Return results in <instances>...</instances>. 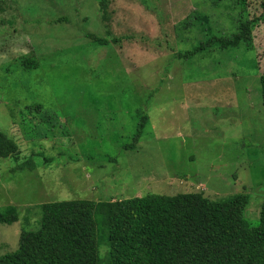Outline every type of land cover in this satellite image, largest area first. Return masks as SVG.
<instances>
[{
    "label": "rangeland",
    "instance_id": "374dc122",
    "mask_svg": "<svg viewBox=\"0 0 264 264\" xmlns=\"http://www.w3.org/2000/svg\"><path fill=\"white\" fill-rule=\"evenodd\" d=\"M99 1L0 0V132L19 146L16 159L0 158V208L20 211L18 222L0 224V253L18 247L22 228L35 227L38 206L50 201L247 193L245 216L256 224L264 106L251 57L264 68V22L251 51L222 57L211 49L186 62L176 53L200 35L176 27L195 5L211 10L214 30L224 33L237 9L211 8L212 0H150L151 9L109 0L101 20ZM88 33L109 45L97 47ZM26 59L38 68L26 71ZM138 111L148 122L130 151ZM107 251L103 244L100 264Z\"/></svg>",
    "mask_w": 264,
    "mask_h": 264
},
{
    "label": "trees",
    "instance_id": "16d2710c",
    "mask_svg": "<svg viewBox=\"0 0 264 264\" xmlns=\"http://www.w3.org/2000/svg\"><path fill=\"white\" fill-rule=\"evenodd\" d=\"M108 1H99L101 20L108 17ZM139 1L151 9L150 0ZM200 5H195L190 16L176 27L177 30L194 29L200 35L191 49L178 51L177 57L193 62L196 54H201L203 59L209 57L211 49L220 52L222 57L224 52L252 50L253 31L264 22V0H212L211 8L224 5L233 13L238 10L226 33L214 30L211 10ZM87 36L98 43L97 47L108 44L107 39L91 33ZM121 40L112 39L116 43ZM251 58L261 84L264 106V68L259 67L257 59ZM218 62L219 58H214L213 63ZM39 64L28 59L23 62L26 71L38 68ZM27 108L35 110L41 105ZM140 113L133 142L125 145L130 151L136 149L148 122L147 114L143 111L139 117ZM18 153L15 140L0 132V158L16 159ZM249 205L247 193L214 200L201 192L151 193L115 201L45 202L38 206L40 214L35 227L22 228L18 247L0 253V264H100L103 244L109 253L105 264H264V199L256 224L245 216ZM19 212L13 205L1 207L0 224L18 222Z\"/></svg>",
    "mask_w": 264,
    "mask_h": 264
}]
</instances>
